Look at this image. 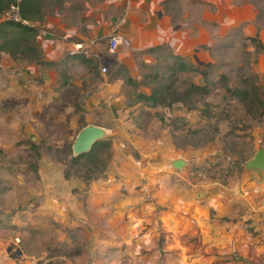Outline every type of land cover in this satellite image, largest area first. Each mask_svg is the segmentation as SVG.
<instances>
[{
	"label": "rangeland",
	"instance_id": "1",
	"mask_svg": "<svg viewBox=\"0 0 264 264\" xmlns=\"http://www.w3.org/2000/svg\"><path fill=\"white\" fill-rule=\"evenodd\" d=\"M36 1L30 52L22 60L0 54V213L7 208L26 222L31 209L32 223H43L36 212L41 204L54 210L49 196L56 177L72 182V194L84 203L90 182L83 175L103 177L114 156L117 170L145 180L189 176L221 192L241 191L245 176L262 183L264 170L245 164L264 149V0ZM113 33L125 36L129 46L109 54ZM189 84L209 93L185 95ZM249 84L259 89L256 101L262 103H249L251 96L236 99L224 89ZM153 89L163 90L172 104L138 102L137 95ZM88 125L103 128L102 141L110 147L96 166L84 169V160L73 161L72 144ZM177 160L184 162L181 169L173 167ZM154 184L162 189L161 182ZM45 221L47 227L30 225L21 240L14 239L33 264H68L71 257L76 264H106L116 258L115 249L106 257L92 254L102 233L88 226L91 242L78 234L70 255L56 242V221ZM262 232L255 233L259 247Z\"/></svg>",
	"mask_w": 264,
	"mask_h": 264
},
{
	"label": "crops",
	"instance_id": "2",
	"mask_svg": "<svg viewBox=\"0 0 264 264\" xmlns=\"http://www.w3.org/2000/svg\"><path fill=\"white\" fill-rule=\"evenodd\" d=\"M126 171L116 169L114 156L104 176L90 181L88 199L80 204L72 194L73 183L56 177L49 196L55 208L38 207L36 213L44 217L39 225L32 223L31 209L24 213L28 221L23 222L4 208L0 264H33L14 239L19 240L30 225V229L47 227L48 216L58 225L56 242L70 249V255L78 234L91 242L86 226L101 232L92 254L106 257L117 250L116 258L105 260L106 264H155L160 258L165 264H264V251L255 245V233L264 230V178L261 183L260 177L245 176L246 187L241 191L221 192L211 182L200 184L199 178L180 175L145 180ZM156 182L163 184L161 190ZM43 258L47 261V252ZM72 258L68 264H76Z\"/></svg>",
	"mask_w": 264,
	"mask_h": 264
},
{
	"label": "trees",
	"instance_id": "3",
	"mask_svg": "<svg viewBox=\"0 0 264 264\" xmlns=\"http://www.w3.org/2000/svg\"><path fill=\"white\" fill-rule=\"evenodd\" d=\"M11 3V0H0V16L3 15L4 11L8 8L9 4ZM38 2L36 0H22L21 4V14L22 17L25 19L32 20L37 16L39 13L38 9ZM35 30L30 29L18 24H14L7 20L0 21V54L6 53L10 57L14 59H20L27 54V52H30L32 49L30 45L35 42ZM75 58H81L87 65H92L93 62L90 59L83 58L80 55L73 56ZM181 68H186L185 65L181 64ZM224 89L226 92L229 93L231 97H234L236 99H242L247 101L249 96L253 99V101L249 98V103H255L256 100L260 101L259 99V89L249 84L246 87L242 88H235L230 89L227 85L224 86ZM164 91L160 89H153L150 93V95H144L139 94L137 95L138 102L143 103L144 105H147L149 107H156L159 105L162 106H170L172 102H167L163 99ZM185 95H190L191 93L201 94L202 96H205L209 93L208 88L205 86H197L194 84H189V88L187 91H185ZM256 103H262L257 102ZM109 142L108 141H97L93 144L91 149L88 153L75 156L73 158L74 162H78L80 160H84L85 164L82 165V168H86V166H96L99 161V155L102 153H106L109 149ZM84 180L88 183L90 181L96 180L98 176L92 177L89 174L83 175Z\"/></svg>",
	"mask_w": 264,
	"mask_h": 264
},
{
	"label": "water",
	"instance_id": "4",
	"mask_svg": "<svg viewBox=\"0 0 264 264\" xmlns=\"http://www.w3.org/2000/svg\"><path fill=\"white\" fill-rule=\"evenodd\" d=\"M198 64L201 65L200 62H198ZM105 137L106 131L103 128L94 125L86 126L77 134L72 144V152L74 156L88 153L95 142L101 141ZM31 140L34 141L32 136ZM183 166L184 162L180 160H177L173 163V167L176 169H181ZM245 168L255 171L264 170V149L258 150L254 157L245 164Z\"/></svg>",
	"mask_w": 264,
	"mask_h": 264
},
{
	"label": "built area",
	"instance_id": "5",
	"mask_svg": "<svg viewBox=\"0 0 264 264\" xmlns=\"http://www.w3.org/2000/svg\"><path fill=\"white\" fill-rule=\"evenodd\" d=\"M21 4L22 0H11L8 8L4 11L2 17L3 20L10 21L14 24H18L30 29H35V24L33 21L29 19H25L22 17L21 14ZM109 45H108V52L109 54H114L115 51L119 48H127L129 46V40L118 33H113L109 36ZM79 48V46H76ZM75 53V52H74ZM107 71L106 67L103 66L101 68V72L105 74ZM261 247L264 249V230L259 239Z\"/></svg>",
	"mask_w": 264,
	"mask_h": 264
}]
</instances>
